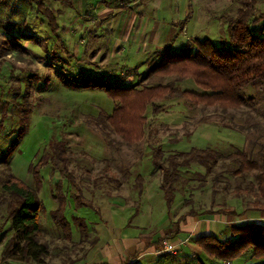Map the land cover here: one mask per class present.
I'll list each match as a JSON object with an SVG mask.
<instances>
[{
  "label": "rangeland",
  "instance_id": "rangeland-1",
  "mask_svg": "<svg viewBox=\"0 0 264 264\" xmlns=\"http://www.w3.org/2000/svg\"><path fill=\"white\" fill-rule=\"evenodd\" d=\"M110 1L115 5L125 3L123 0ZM139 1L150 15L156 10L161 13L162 20L177 22V35L187 45L194 44L196 39L208 38L220 48L233 47L226 29L229 19L237 16L239 8L254 1L257 10L264 12V0ZM50 8L56 12L66 50L57 43L34 1L0 0V46L21 33L33 34L44 41L42 45L18 41L21 49L7 56H2L0 48V123L2 116L6 117L0 124V194L9 174L31 188L39 187L41 236L51 246L46 264H76L87 247L86 242L93 239L87 231L83 240L74 217L86 212L96 216L95 211L101 212L113 195H124L127 197L125 204L136 207L140 203L136 180L139 174L153 185L155 180L161 181V172H153L151 149L154 147H163L165 161L171 154L191 148H210L218 152L211 174H206L205 168L198 163L182 168L177 188L184 196L182 207L197 213L219 212L223 208L232 210L237 206L245 209L247 204L243 200L252 198L238 200L237 188L245 187L248 181L255 182V176L250 174L245 180L235 177L231 172L238 164L228 156L241 150L256 157L262 151L264 86L261 85L264 83H254L244 89V95L255 98L254 107L224 112L217 107L194 105L178 95L182 91L206 93L193 79L181 80L178 75H151L149 72L162 60L165 51L161 58L156 56L148 65L140 63L137 67L142 70H138L126 65L122 55L110 52L108 47H120L121 41L126 39L122 36L112 43L91 12L90 19H84L78 17L77 10L57 2H52ZM96 77L134 85L139 90L169 85L176 89V96L167 93L163 99L147 106L143 111L147 119L145 135L142 140L128 145L107 121L120 102L92 87L95 84L92 78ZM74 85L91 88L72 87ZM28 105L30 112L26 118L22 110ZM155 107L158 113L153 112ZM22 131L8 168L1 156ZM53 141L68 145V172L75 178L74 184L83 190L84 201L94 208L77 206V191L62 178L59 168L64 165L56 164L51 148ZM31 166V171L39 170V186L34 172L29 169ZM62 180L63 190L59 193L56 185ZM61 207L65 219L79 232L80 242L68 240L53 220V213ZM5 208L0 206V242L3 245L12 235L11 223L4 220Z\"/></svg>",
  "mask_w": 264,
  "mask_h": 264
},
{
  "label": "trees",
  "instance_id": "trees-1",
  "mask_svg": "<svg viewBox=\"0 0 264 264\" xmlns=\"http://www.w3.org/2000/svg\"><path fill=\"white\" fill-rule=\"evenodd\" d=\"M32 1L36 3L37 12L47 20L57 43L66 50L67 48L60 37L61 27L58 24L56 12L50 8V5L52 2H57L62 6L70 7L71 0ZM226 30L230 43L233 45L232 48H220L208 38L196 39L194 44H189L179 52L166 50L162 60L152 66L149 72L151 75H178L181 80L193 79L194 84L206 93L182 91L178 95L186 98L194 105L202 104L217 107L224 112L238 111L244 106L254 107L255 98H248L244 95V89L254 83H264V12L257 10L254 1L247 3L238 9L237 16L229 19ZM10 39L0 46L2 56L20 50L18 41L36 45L44 43L43 38H37L29 33H21L18 37ZM92 79L95 82L94 86L92 85L93 88L105 91L112 98L111 100L120 102V105L108 116L107 121L112 130L128 145L142 140L145 135L144 128L147 119L143 115V111H146L147 106L155 100L163 99L167 93L170 96L176 94V89L169 85L139 90L134 85L114 83L100 77ZM72 87L91 88V86L86 85H74ZM26 108L22 110L25 113L23 117L29 115L30 105ZM156 108L153 110L154 113H158V108ZM2 118L1 123L6 117L3 115ZM23 132L15 141L11 142L8 151L1 156L2 163L8 168H10L11 155L18 147L17 142H19L18 139ZM51 148L54 152V158L57 159L56 164L58 166L59 163L64 165L59 168L62 178L68 180L77 191L75 196L77 206L93 208V205L84 201L83 190L74 184L75 178L69 174L66 167L69 163L66 154L69 153L68 145L63 141H53ZM151 151L152 164H154L153 172H161V189L165 194L168 206L173 203L172 201L178 192L182 168H188L192 163H198L205 168L206 174H211L219 156L214 149L191 148L187 152L173 153L165 161L162 146L154 147ZM228 158L238 164L231 172L235 177L245 180L250 174L255 176V182L248 181L245 187L237 188L238 200H243L245 197L252 198H248V201L243 200L247 204L244 212L254 210L264 213V146L256 157H251L245 151L238 150L229 155ZM29 169L31 171L32 166ZM31 172H34L35 181L39 186V170ZM62 183L61 181L56 185V191L59 193L63 190ZM137 185L140 193H142L143 177H138ZM38 189L39 187L31 188L12 174H9L8 180L2 184L0 206H6V218L4 220L11 223L10 231H12L11 237L2 247L1 261L3 264L9 262L46 264V259L50 256L51 246L41 236L42 230L39 219L42 202L37 194ZM56 198L58 199V196ZM61 209L62 207L53 213V220L62 228L66 238L71 240V224L61 213ZM219 212L238 214L236 210L227 208H223ZM196 213L190 211L192 215H196ZM74 222L77 226L79 225V232L85 240L88 235L87 224L79 218H74ZM231 235L232 237L226 241H221L214 235L201 237L197 239V244L202 248L203 253L211 259L234 262L246 252H251L252 258L262 259L263 262L260 264H264V227L256 223H242L232 226Z\"/></svg>",
  "mask_w": 264,
  "mask_h": 264
},
{
  "label": "crops",
  "instance_id": "crops-1",
  "mask_svg": "<svg viewBox=\"0 0 264 264\" xmlns=\"http://www.w3.org/2000/svg\"><path fill=\"white\" fill-rule=\"evenodd\" d=\"M123 1L125 3L122 5H115L110 0H71L70 8L77 10L78 17L82 16L84 19H90L88 16L91 12L93 18L98 19V23H95L99 24L105 37L108 36L112 43L123 36L126 41H121L120 47L108 48L114 55L125 57L123 61L126 65L138 70H142V67H137L140 63L144 62L148 65L156 56L161 58L166 50L179 52L178 49L182 50L188 46V43H185L184 39H179L177 35L175 30L178 29L175 26L177 22L162 20L161 13L156 10L150 15L149 11L145 12L147 7L139 0ZM139 176L142 177L140 174ZM161 187L162 176L161 181H154V185L144 178L143 191L140 193L139 190L137 194L140 203L136 207L132 208L133 206L129 207L125 204L124 199L127 197L124 195H113L109 196L110 201L104 204L105 207L101 212L95 211L96 216L90 215L89 212L77 215V218L88 222V231L93 235V239L86 242L87 247L83 255L78 257L76 264H260L263 262L262 259L252 258L251 252H246L234 262L211 259L203 253L202 248L197 244V239L214 235L219 240L226 241L232 237V226L242 223H256L264 227V213L254 210L244 212V208L237 206L233 208L237 215L217 211L192 215L189 209L181 206L184 199L182 192H177L173 203L168 206ZM70 232L71 241L80 242L81 238L75 226L71 227ZM163 240L171 244L174 253L163 250L161 245ZM2 247L3 244L0 242V264H3ZM8 264L24 263L9 262Z\"/></svg>",
  "mask_w": 264,
  "mask_h": 264
},
{
  "label": "built area",
  "instance_id": "built-area-1",
  "mask_svg": "<svg viewBox=\"0 0 264 264\" xmlns=\"http://www.w3.org/2000/svg\"><path fill=\"white\" fill-rule=\"evenodd\" d=\"M161 245L163 246V250L168 252V253H174L173 247L167 240L161 241Z\"/></svg>",
  "mask_w": 264,
  "mask_h": 264
}]
</instances>
